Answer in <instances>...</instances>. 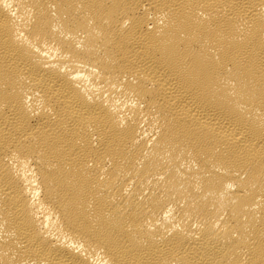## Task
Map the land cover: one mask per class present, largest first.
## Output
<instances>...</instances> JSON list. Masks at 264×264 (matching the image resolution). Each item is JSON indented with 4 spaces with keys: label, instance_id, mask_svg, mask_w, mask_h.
<instances>
[{
    "label": "bare ground",
    "instance_id": "6f19581e",
    "mask_svg": "<svg viewBox=\"0 0 264 264\" xmlns=\"http://www.w3.org/2000/svg\"><path fill=\"white\" fill-rule=\"evenodd\" d=\"M0 264H264V0H0Z\"/></svg>",
    "mask_w": 264,
    "mask_h": 264
}]
</instances>
